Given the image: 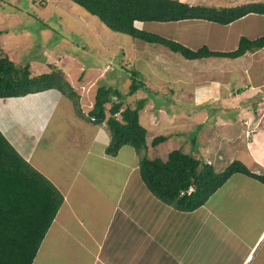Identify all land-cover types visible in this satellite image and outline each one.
Instances as JSON below:
<instances>
[{"label":"crops","instance_id":"1","mask_svg":"<svg viewBox=\"0 0 264 264\" xmlns=\"http://www.w3.org/2000/svg\"><path fill=\"white\" fill-rule=\"evenodd\" d=\"M249 16L259 15L237 21ZM238 40L230 47L235 49ZM258 78L256 86L261 88L264 76L259 73ZM79 103L84 113L92 106L85 105L81 96ZM239 118L246 123L244 133H253L249 144L240 148L246 154L241 162L251 173L264 175V114L246 112L231 121ZM0 133L63 198L40 245H46L48 257L39 264H264V183L253 177L234 174L201 207L190 212L175 210L145 188L136 152L126 176L117 182L113 170L119 171L124 163L113 165L121 148L114 156L105 152L110 141L106 125L82 118L72 101L54 89L0 98ZM44 135L45 141L40 142ZM146 140L145 136L148 153L151 145ZM57 144L59 158L51 151L43 153ZM201 152L194 154L202 157ZM36 153L42 156L33 161ZM56 159V168L48 166ZM104 169H109L106 176ZM134 188L139 193H129ZM58 230L62 233L57 235ZM62 243L64 249L58 251Z\"/></svg>","mask_w":264,"mask_h":264},{"label":"rangeland","instance_id":"2","mask_svg":"<svg viewBox=\"0 0 264 264\" xmlns=\"http://www.w3.org/2000/svg\"><path fill=\"white\" fill-rule=\"evenodd\" d=\"M182 1L217 7L264 2ZM138 29L177 41L192 50L205 45L210 50L229 51L233 49L230 46L235 43L234 39L241 36L254 39L263 35L264 16H249L225 26L199 20L143 22ZM0 57H7L19 67L30 64L35 73L48 70L47 64L55 65L66 74L68 82L88 106L92 105L97 86L102 84L126 94L130 72L138 71V78L146 88L127 96L122 108L138 99H146L147 107L139 112V123L147 131L146 141L150 144L156 136H167L165 142L150 146L148 153L145 152L148 159L166 160L170 151L180 149L195 158L210 159L203 162L212 164L220 173L230 162L245 160L246 154L240 148L249 144L253 134L244 133V119L231 121V118L237 119L246 112L252 116L259 112L264 114V110L261 111L264 84L261 88L256 86L260 84L258 74L264 76V70H261L264 69V47L236 62L237 58L186 60L161 45L110 32L96 17L69 0H0ZM250 89L254 91H248ZM216 96L219 98L211 99ZM66 126L71 128L72 125ZM45 139L46 135L39 140L43 142ZM57 146L43 153L51 151L55 158H59L61 152L59 149L56 151ZM204 149L209 154L206 155ZM200 150L204 152L202 157L194 154ZM134 152L131 146L121 147L117 160L113 162V165L119 161L124 163L119 171L113 170L117 182L126 176L128 165L134 163ZM69 155L73 157L75 153L70 150ZM41 156L36 153L33 161H38ZM57 162L56 159L48 166L56 168ZM108 170L104 169L102 174L106 176ZM138 191L134 188L129 193ZM76 231L74 229V234ZM59 232L62 233L58 230L56 234ZM208 236L211 240L209 231ZM64 246L63 243L57 245L58 251H62ZM48 251L46 245L41 246L37 254L40 259L36 257L32 264H39L41 259L43 262ZM51 258L55 260V255ZM48 264L54 263L49 261Z\"/></svg>","mask_w":264,"mask_h":264},{"label":"trees","instance_id":"3","mask_svg":"<svg viewBox=\"0 0 264 264\" xmlns=\"http://www.w3.org/2000/svg\"><path fill=\"white\" fill-rule=\"evenodd\" d=\"M69 1L96 17L110 32L161 45L186 60L236 59L264 47L263 34L254 39L241 36L237 47L229 51L210 50L205 45L192 50L177 41L138 29L143 22L185 20L225 26L249 14L264 16V2L217 7L191 5L181 0ZM47 67L45 72L34 74L30 64L19 67L7 57H0V98L20 97L49 89L59 91L72 101L75 112L82 118L93 124L106 125L110 136L105 149L107 155H116L124 145L135 150L140 156L138 173L145 188L157 200L175 210L190 212L201 207L213 192L237 173L264 183V175L251 173L238 160L230 162L218 173L211 164L180 149L170 151L166 160L148 159L145 155L146 129L139 123V112L146 99H138L122 108L127 96L146 88L138 78V71L130 72L126 94L105 84L97 86L92 106L84 113L79 96L65 73L55 65L47 64ZM166 140L167 136L159 135L151 140L150 145L155 147ZM62 200L59 191L21 158L0 133V264L33 263Z\"/></svg>","mask_w":264,"mask_h":264},{"label":"bare ground","instance_id":"4","mask_svg":"<svg viewBox=\"0 0 264 264\" xmlns=\"http://www.w3.org/2000/svg\"><path fill=\"white\" fill-rule=\"evenodd\" d=\"M61 75V74H60Z\"/></svg>","mask_w":264,"mask_h":264}]
</instances>
